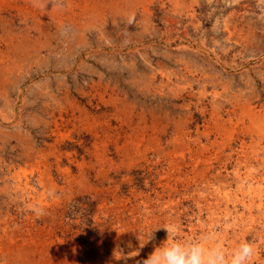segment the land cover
<instances>
[{
	"label": "rangeland",
	"instance_id": "1",
	"mask_svg": "<svg viewBox=\"0 0 264 264\" xmlns=\"http://www.w3.org/2000/svg\"><path fill=\"white\" fill-rule=\"evenodd\" d=\"M166 223L264 264V0H0V264H143Z\"/></svg>",
	"mask_w": 264,
	"mask_h": 264
},
{
	"label": "clouds",
	"instance_id": "2",
	"mask_svg": "<svg viewBox=\"0 0 264 264\" xmlns=\"http://www.w3.org/2000/svg\"><path fill=\"white\" fill-rule=\"evenodd\" d=\"M161 227L167 229L168 238L143 264H256L259 256L258 246L252 240L241 239L228 249L213 234L183 238L178 236V229L167 223L158 228ZM158 228L146 234V242Z\"/></svg>",
	"mask_w": 264,
	"mask_h": 264
},
{
	"label": "bare ground",
	"instance_id": "3",
	"mask_svg": "<svg viewBox=\"0 0 264 264\" xmlns=\"http://www.w3.org/2000/svg\"><path fill=\"white\" fill-rule=\"evenodd\" d=\"M24 252V251H23ZM31 252V251H30Z\"/></svg>",
	"mask_w": 264,
	"mask_h": 264
}]
</instances>
